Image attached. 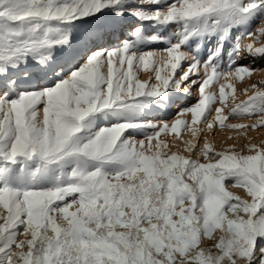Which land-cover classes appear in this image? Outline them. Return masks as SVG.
I'll return each instance as SVG.
<instances>
[{
  "label": "snow or ice",
  "instance_id": "1",
  "mask_svg": "<svg viewBox=\"0 0 264 264\" xmlns=\"http://www.w3.org/2000/svg\"><path fill=\"white\" fill-rule=\"evenodd\" d=\"M256 72L264 0H0V264H264Z\"/></svg>",
  "mask_w": 264,
  "mask_h": 264
},
{
  "label": "rangeland",
  "instance_id": "2",
  "mask_svg": "<svg viewBox=\"0 0 264 264\" xmlns=\"http://www.w3.org/2000/svg\"><path fill=\"white\" fill-rule=\"evenodd\" d=\"M251 41L249 40H245V43H250ZM257 47H259L260 45L257 44ZM239 63H245V61H240ZM262 74V73H261ZM262 75H260V72H256L252 75L251 78L245 77V80L243 81V83H237V81L234 78H229L226 80H222L221 82L224 83L225 85L232 83L234 85H236L237 87V91H236V103H239L241 101H244L247 99V97L245 95L242 94V88L245 86H249L251 83L257 82V81H261L264 80V77H261ZM143 79H147V76H142ZM194 92V94L191 97H188L187 99H184L180 102L181 105L183 107H190L192 106L198 99H199V93L195 92V90H191ZM230 89L226 88V92H230ZM213 92H216L218 95V86L213 83V85H211L209 88L205 89V94H211ZM251 93H249L250 95ZM229 104H232V100L231 97L229 98L228 101ZM213 107H223L222 105H220L218 102L217 104H215ZM230 109L225 108L224 109V114H227L229 112ZM177 111V108L175 106H173L171 109H167V110H156L152 113L151 118L159 121V122H169V124L171 125L172 122H174L175 119V113ZM184 120L187 121H191V114L190 113H186L185 116H182ZM254 121L252 120H244V121H235L232 120L231 118L226 121L225 123H245V124H251ZM196 127H199V125H197ZM214 133H215V138L212 139V133L209 134V138L211 140V142L214 145V148L216 150H223L225 148L230 147L232 144H236L237 150L239 151L241 146L244 145L246 142L243 140L240 141H236V140H229L228 137L229 136H236L238 135L236 132L228 130L227 128H225L224 130H218V126L217 128H214ZM248 136L251 139V142L254 144H261L264 143V130H257V131H252L248 133ZM182 139H174L172 134L165 136H162L161 139H164L165 142L167 143H171L173 145H179L180 147H182V140H187V139H191V133L190 132H184L182 131L181 134ZM173 151H176V147L172 148ZM231 191L235 192L238 195L243 196L244 193L240 190V189H236V188H232L230 189ZM24 237H21V239H23ZM212 244V241H208L206 240L203 244L204 247H210Z\"/></svg>",
  "mask_w": 264,
  "mask_h": 264
},
{
  "label": "bare ground",
  "instance_id": "3",
  "mask_svg": "<svg viewBox=\"0 0 264 264\" xmlns=\"http://www.w3.org/2000/svg\"><path fill=\"white\" fill-rule=\"evenodd\" d=\"M165 59H166V56H165ZM135 70V69H134ZM262 73V74H261ZM260 75H262L261 77H264V72H260ZM180 103H182V102H180ZM183 116H185V115H183ZM181 118H183L182 116H181ZM192 118V117H191Z\"/></svg>",
  "mask_w": 264,
  "mask_h": 264
}]
</instances>
